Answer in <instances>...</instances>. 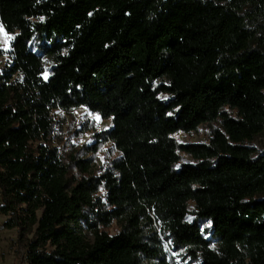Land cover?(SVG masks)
<instances>
[{"label": "trees", "instance_id": "16d2710c", "mask_svg": "<svg viewBox=\"0 0 264 264\" xmlns=\"http://www.w3.org/2000/svg\"><path fill=\"white\" fill-rule=\"evenodd\" d=\"M0 22L15 35L0 213L33 233L28 264H169L165 244L192 264H264V152L249 146L264 132V0H0ZM81 107L113 122L91 149L119 153L101 177L87 160L71 178L43 142L54 110ZM217 121L208 144L175 138Z\"/></svg>", "mask_w": 264, "mask_h": 264}, {"label": "rangeland", "instance_id": "374dc122", "mask_svg": "<svg viewBox=\"0 0 264 264\" xmlns=\"http://www.w3.org/2000/svg\"><path fill=\"white\" fill-rule=\"evenodd\" d=\"M15 35L9 34L0 22V77L10 69L13 63L12 42ZM257 48L264 51V41L257 42ZM34 51L39 52L37 43H33ZM44 79L50 76L53 64L45 58ZM162 83L158 82V84ZM164 98V97H163ZM56 125L48 141H43L48 147L56 148L61 154L62 159L67 164L70 177L80 175V167L78 163L81 161L91 160L89 175L93 177H101L111 165L112 161L119 157L116 146L112 142L100 143L97 147L98 151H92L97 144V135L101 132L110 130L113 127L111 119H104L101 115L91 112L86 107L74 109L72 111H64L56 109L53 111ZM221 122L217 121L211 124H203L198 131L192 134L179 133L175 138L179 143L183 144H208L211 132L214 129L221 128ZM255 149L257 154L264 152V132L256 137L249 145ZM183 163H195L193 158L182 153ZM102 198L106 197V192L99 193ZM2 198L0 195V207L2 206ZM196 210L195 204H189L190 214L188 220L194 222L195 216L193 212ZM9 216L0 213V264H28L26 248L27 239H33V233H29L28 238L20 239L17 228L8 226ZM202 230L209 231L212 228L210 222H200ZM157 232L162 236L160 225H156ZM81 233L85 236L86 241L92 243L94 241L93 233L85 224L81 225ZM120 230L116 222L113 226L106 229L111 235H115ZM207 238L211 237V233H207ZM169 264H192L190 260L184 261L182 255L170 252L168 244H165Z\"/></svg>", "mask_w": 264, "mask_h": 264}]
</instances>
